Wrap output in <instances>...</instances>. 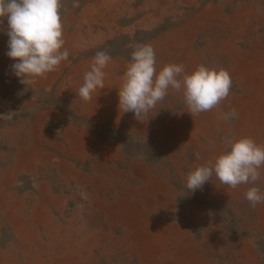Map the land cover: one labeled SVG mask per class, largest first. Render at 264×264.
<instances>
[{
	"label": "rangeland",
	"instance_id": "374dc122",
	"mask_svg": "<svg viewBox=\"0 0 264 264\" xmlns=\"http://www.w3.org/2000/svg\"><path fill=\"white\" fill-rule=\"evenodd\" d=\"M61 17L68 59L30 85L0 31V264H264V203L245 198L264 167L255 185L186 189L228 139L264 145V0H62ZM136 44L157 72L226 70L228 97L192 117L169 89L135 119L118 90ZM98 50L104 88L82 100Z\"/></svg>",
	"mask_w": 264,
	"mask_h": 264
},
{
	"label": "clouds",
	"instance_id": "9594fccd",
	"mask_svg": "<svg viewBox=\"0 0 264 264\" xmlns=\"http://www.w3.org/2000/svg\"><path fill=\"white\" fill-rule=\"evenodd\" d=\"M61 8L62 0H0V31H5L9 38L6 55L16 61L11 69L21 84L30 85L34 78L55 71L68 59L69 52L63 47ZM5 17L7 29L3 28ZM110 60L106 50L95 53L76 93L82 100L90 99L96 88H104L102 69ZM231 86L226 70L204 65L187 73L182 64L171 63L157 72L154 49L148 44H136L118 90L119 109L132 112L141 121L172 89L182 94L187 112L194 117L217 107L228 97ZM236 116L232 109L225 119ZM194 155L200 158L199 153ZM261 167H264V145H257L250 137L228 139L221 154L188 173L186 189L191 192L202 189L213 174L233 189L240 184L255 185L260 180ZM245 198L252 207L264 203V193L257 186L248 188Z\"/></svg>",
	"mask_w": 264,
	"mask_h": 264
}]
</instances>
